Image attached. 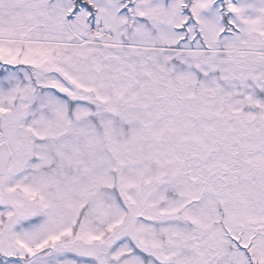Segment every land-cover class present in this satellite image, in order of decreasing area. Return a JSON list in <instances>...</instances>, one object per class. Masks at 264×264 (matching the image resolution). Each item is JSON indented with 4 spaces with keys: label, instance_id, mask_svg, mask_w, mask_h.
Returning a JSON list of instances; mask_svg holds the SVG:
<instances>
[{
    "label": "snow or ice",
    "instance_id": "1",
    "mask_svg": "<svg viewBox=\"0 0 264 264\" xmlns=\"http://www.w3.org/2000/svg\"><path fill=\"white\" fill-rule=\"evenodd\" d=\"M0 264H264V0H0Z\"/></svg>",
    "mask_w": 264,
    "mask_h": 264
}]
</instances>
